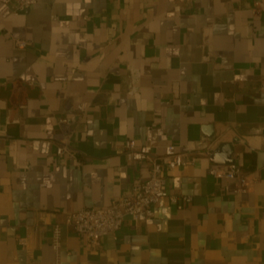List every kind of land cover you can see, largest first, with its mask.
I'll use <instances>...</instances> for the list:
<instances>
[{"label":"crops","instance_id":"crops-1","mask_svg":"<svg viewBox=\"0 0 264 264\" xmlns=\"http://www.w3.org/2000/svg\"><path fill=\"white\" fill-rule=\"evenodd\" d=\"M237 138L247 194L206 154L165 170L183 209L164 199L98 246L65 224L149 178L126 141L163 155ZM54 225L59 264H264V0L0 2V264H54Z\"/></svg>","mask_w":264,"mask_h":264},{"label":"built area","instance_id":"built-area-1","mask_svg":"<svg viewBox=\"0 0 264 264\" xmlns=\"http://www.w3.org/2000/svg\"><path fill=\"white\" fill-rule=\"evenodd\" d=\"M11 7L14 15L28 11L38 4L39 0H0ZM20 48L29 45L27 41H17ZM130 93H133L131 91ZM73 119H65L60 122L61 126L70 125ZM209 149L206 143L190 144L186 146L166 145L164 154L159 155L151 145H138L135 140H128L124 143V153L128 161L132 164L143 165L147 163L149 167V178L133 187L129 196H124L113 201L109 206L102 208L83 207L75 213L66 215L65 224L75 232L85 236L88 243L98 246L101 238L116 234L122 223L126 219L138 221L142 215L151 218L153 216L152 207L160 201L167 199L175 204L179 209L190 204L191 197H178L169 194L165 188V170L175 171L178 168L195 165L199 156L206 155ZM72 151L64 142L57 148L58 155L71 154ZM210 176L230 181L237 194H247L249 192V178L236 164L224 165L212 163L208 169ZM53 249L57 259L54 264H59V254L61 245V226L54 225L52 235Z\"/></svg>","mask_w":264,"mask_h":264},{"label":"water","instance_id":"water-1","mask_svg":"<svg viewBox=\"0 0 264 264\" xmlns=\"http://www.w3.org/2000/svg\"><path fill=\"white\" fill-rule=\"evenodd\" d=\"M210 138V137H209ZM239 142V139H235L229 145L230 149L223 150V145H219L216 149L207 152L212 163L232 165L236 164L237 154L235 152V145Z\"/></svg>","mask_w":264,"mask_h":264}]
</instances>
